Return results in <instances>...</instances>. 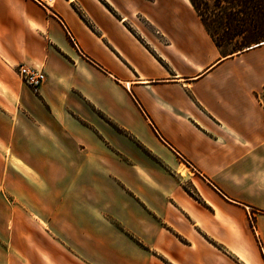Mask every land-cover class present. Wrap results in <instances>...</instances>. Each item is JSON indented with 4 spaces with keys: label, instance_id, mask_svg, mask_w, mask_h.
Here are the masks:
<instances>
[{
    "label": "crops",
    "instance_id": "crops-1",
    "mask_svg": "<svg viewBox=\"0 0 264 264\" xmlns=\"http://www.w3.org/2000/svg\"><path fill=\"white\" fill-rule=\"evenodd\" d=\"M48 2L0 0V264H264V41L226 54L190 0Z\"/></svg>",
    "mask_w": 264,
    "mask_h": 264
},
{
    "label": "trees",
    "instance_id": "trees-1",
    "mask_svg": "<svg viewBox=\"0 0 264 264\" xmlns=\"http://www.w3.org/2000/svg\"><path fill=\"white\" fill-rule=\"evenodd\" d=\"M190 1L218 47L224 50V42L231 44L236 40L232 46L235 52L230 54L242 52L264 40V0H224L226 7L216 14L202 12V4L210 8L208 0ZM220 1L216 0L214 5L219 7ZM186 190L194 195L187 187Z\"/></svg>",
    "mask_w": 264,
    "mask_h": 264
},
{
    "label": "built area",
    "instance_id": "built-area-1",
    "mask_svg": "<svg viewBox=\"0 0 264 264\" xmlns=\"http://www.w3.org/2000/svg\"><path fill=\"white\" fill-rule=\"evenodd\" d=\"M42 6L49 4L48 0H34ZM22 80L34 88L40 86L46 80V73L43 70L28 65H21L18 71Z\"/></svg>",
    "mask_w": 264,
    "mask_h": 264
},
{
    "label": "rangeland",
    "instance_id": "rangeland-1",
    "mask_svg": "<svg viewBox=\"0 0 264 264\" xmlns=\"http://www.w3.org/2000/svg\"><path fill=\"white\" fill-rule=\"evenodd\" d=\"M208 1L210 3V6H209L210 8H204V5L202 4V8H201L202 12H208L209 13V12H212L213 11L215 14L216 13H220L224 9V7H226V4H227V3L224 2V0H221L220 1V5L218 7V6H215L214 5V3H215L216 0H208ZM235 42H236V40H233L231 42V44H228L227 42H224V52L226 54H229L231 52H235L234 49L232 48V46H234V43ZM261 96H262V99L264 101V92H262ZM188 167H189V165H188ZM161 170H162V172L164 174L168 175V172H169L168 167H165L164 169H161ZM185 172H188L189 175H192L191 171L189 169H187V168H185ZM185 183H186V187H187L189 184H188L187 181Z\"/></svg>",
    "mask_w": 264,
    "mask_h": 264
},
{
    "label": "water",
    "instance_id": "water-1",
    "mask_svg": "<svg viewBox=\"0 0 264 264\" xmlns=\"http://www.w3.org/2000/svg\"><path fill=\"white\" fill-rule=\"evenodd\" d=\"M262 41H264V40H262ZM262 41H260V42H257V43H254V44H252V45H250L249 47H247V48H250V47H252V46H256V45H259Z\"/></svg>",
    "mask_w": 264,
    "mask_h": 264
}]
</instances>
